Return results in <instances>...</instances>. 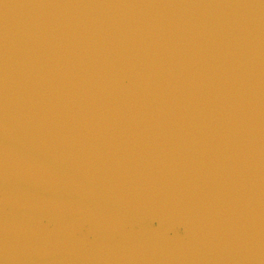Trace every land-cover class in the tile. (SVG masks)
<instances>
[{"label":"water","instance_id":"95a60500","mask_svg":"<svg viewBox=\"0 0 264 264\" xmlns=\"http://www.w3.org/2000/svg\"><path fill=\"white\" fill-rule=\"evenodd\" d=\"M0 264H264V0H0Z\"/></svg>","mask_w":264,"mask_h":264}]
</instances>
